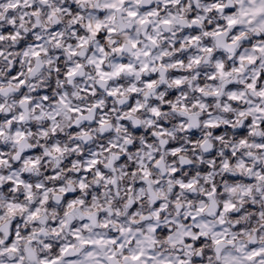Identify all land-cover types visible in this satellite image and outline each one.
I'll use <instances>...</instances> for the list:
<instances>
[{
	"label": "snow or ice",
	"instance_id": "obj_1",
	"mask_svg": "<svg viewBox=\"0 0 264 264\" xmlns=\"http://www.w3.org/2000/svg\"><path fill=\"white\" fill-rule=\"evenodd\" d=\"M0 25V264H264V0Z\"/></svg>",
	"mask_w": 264,
	"mask_h": 264
},
{
	"label": "clouds",
	"instance_id": "obj_2",
	"mask_svg": "<svg viewBox=\"0 0 264 264\" xmlns=\"http://www.w3.org/2000/svg\"><path fill=\"white\" fill-rule=\"evenodd\" d=\"M68 3H72V0H68ZM21 11H23V9L17 10L15 14H16L17 16H19V14H20ZM0 26H2V25H0ZM118 38H119V37H118ZM0 69L3 70V71H0V75H4V74H6V72L8 71L7 66H5V65H3V64H0ZM144 115H145L144 113L141 114L142 117H143ZM64 132H65V134H68V133L70 132V129L65 128V129H64ZM214 143H215V141H214ZM217 147L219 148L220 146L217 145ZM70 155H71V154H69V156H70ZM49 167H50V165H45V167H44V169H42V171H47V169H48ZM222 176H223V174L220 173V174L216 177V180H217L218 183L220 182ZM262 198H264V197H261V196H258V197H257V200H258V203H257V205H256L257 207L259 206V200L262 199ZM253 222H255V221H253Z\"/></svg>",
	"mask_w": 264,
	"mask_h": 264
}]
</instances>
